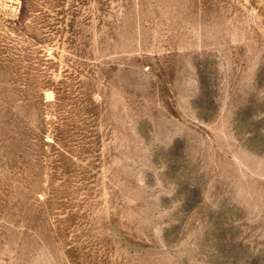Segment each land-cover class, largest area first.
<instances>
[{
	"label": "rangeland",
	"instance_id": "obj_1",
	"mask_svg": "<svg viewBox=\"0 0 264 264\" xmlns=\"http://www.w3.org/2000/svg\"><path fill=\"white\" fill-rule=\"evenodd\" d=\"M0 264H264V0H0Z\"/></svg>",
	"mask_w": 264,
	"mask_h": 264
}]
</instances>
